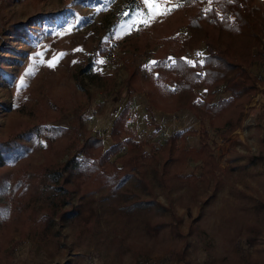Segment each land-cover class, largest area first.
<instances>
[{
    "label": "rangeland",
    "instance_id": "1",
    "mask_svg": "<svg viewBox=\"0 0 264 264\" xmlns=\"http://www.w3.org/2000/svg\"><path fill=\"white\" fill-rule=\"evenodd\" d=\"M177 1L169 0V6ZM136 2L123 10L130 0H0V143L18 128L31 126L0 164V195L8 194L17 166L25 162L31 170L26 198L38 206L49 189L39 166L62 164L90 134L102 136L108 147L112 119L125 103L130 108L127 131L157 148V158L143 163L146 184L132 172L116 189L102 186L86 195L95 198L87 206L88 227L82 219L56 216L46 233L21 236L20 218L11 220L0 229L1 259L9 251L14 264H131L138 247L145 251L134 264H246L250 259L264 264V81L256 80L264 63L252 66L256 88L235 128L225 139L209 129L217 159L214 172L207 180L174 178L166 187L156 172L171 156L168 148L164 151L166 139L180 130L179 142L196 146L199 121L184 108L148 111L145 92L126 93L123 83L132 66L139 67L143 83L155 73L153 54L168 58L175 49L163 39L161 17L148 27L129 29L144 10L142 0ZM249 4L264 20V0ZM70 26L71 31L57 35ZM178 35H189L185 25ZM203 42L187 50V60L201 61L196 54L205 53ZM37 52H43L45 63L35 62L40 57L30 60ZM61 53L49 67L46 62ZM152 61L157 63L149 69ZM22 76L24 86L18 91ZM50 125L60 129L48 145L37 126ZM143 147L150 149L147 143ZM195 164L186 160L184 175H198ZM69 197L64 208L83 201L75 191ZM155 224L159 230L151 229Z\"/></svg>",
    "mask_w": 264,
    "mask_h": 264
},
{
    "label": "trees",
    "instance_id": "2",
    "mask_svg": "<svg viewBox=\"0 0 264 264\" xmlns=\"http://www.w3.org/2000/svg\"><path fill=\"white\" fill-rule=\"evenodd\" d=\"M130 1L133 6H126L123 10L132 9L136 3L138 5L136 0ZM177 2L182 6L160 18V22L166 26V32L162 34L164 41L175 44V49L171 48L169 52L171 56L165 58L163 53L155 52L153 55L158 64L148 81L142 83L140 69L134 65L123 83L129 95L146 93L148 111L157 108L173 112L184 108L199 121V142L196 146L186 147L180 143L179 140L183 137L180 130L167 137L164 151L168 148L166 151L171 156H166L160 169L156 168L158 180L166 187L174 178L192 176L193 179H208V174L213 173L217 165L214 148L209 142V129L220 133L221 138L225 139L235 128L243 112L244 102L254 92L256 80L264 81V72H260V78H256L252 71L255 63H264V20L250 8L249 0ZM182 25L189 31L186 38L178 35ZM202 40L205 49L201 58L203 63L197 61L193 67L185 62V53L188 49L199 47ZM253 46L257 48L253 50ZM198 88H204V94L195 93ZM129 110V104L125 103L112 119L109 131L112 143L108 147L104 148L102 136L90 134L80 149L62 164L51 166L42 163L39 166L46 176L49 189L41 197L38 206L26 198L29 183L27 179L31 172L28 164L24 162L17 166L9 183L8 194L0 195V229L9 226L11 220L20 218L21 236L28 235L29 231L33 235H42L50 230L56 216L63 221L82 219L84 226L88 227L91 219L88 207L95 202V198L86 195L102 186L116 189L132 172H137L139 179L146 184L148 180L144 177L143 163L150 156L157 158V148L152 147L148 141L134 138L127 131ZM152 121L150 119V123ZM154 126L157 128L159 125L154 123ZM37 127L48 145L60 129L53 125ZM30 129V125L20 127L0 143V164L5 161L6 151L17 146ZM145 143L150 147L149 150L143 147ZM262 143L264 144V131ZM188 159L196 162L198 175H184L185 170L182 168L186 167L184 162ZM148 189L150 191V187ZM70 191L80 193L83 201L64 208L69 201ZM171 226L175 227L174 221ZM158 227L155 224L151 229L156 231ZM174 227H171L172 232L180 233L178 229L174 231ZM134 249L131 264L145 251L138 247ZM11 258L9 251L3 259L0 255V264H14ZM258 261L250 259L245 263L262 264Z\"/></svg>",
    "mask_w": 264,
    "mask_h": 264
},
{
    "label": "snow or ice",
    "instance_id": "3",
    "mask_svg": "<svg viewBox=\"0 0 264 264\" xmlns=\"http://www.w3.org/2000/svg\"><path fill=\"white\" fill-rule=\"evenodd\" d=\"M228 2H232V0H228ZM142 4L144 6V10L137 13L136 17L132 20V22L129 24V29L135 28L136 30H139L138 25H143L144 27H148L152 22H154L159 17H165L167 15H170L171 12H173L176 8L181 7L182 5L180 3H175L174 6H169V0H142ZM102 9L97 8L96 11L99 12ZM124 15H128L125 13ZM71 31V26L60 32L57 33V35H64L66 32ZM197 56H202V53H197ZM63 56V54L54 55L51 60H48L46 63L49 67H54L55 63L58 62V60ZM35 57H40L39 61H35L38 63H45L43 59V52H37L34 54V57H30V60H35ZM171 60V58H169ZM183 59V58H182ZM186 63L189 65L195 67L196 62L185 60ZM99 63H102V61H99ZM157 62L152 61L149 63L148 67L149 69L154 66ZM173 64H175V61H172ZM202 64L203 61H200ZM31 70H26L25 76L30 75ZM24 79L25 77L22 76L20 78V82L17 84L18 91L24 86Z\"/></svg>",
    "mask_w": 264,
    "mask_h": 264
}]
</instances>
